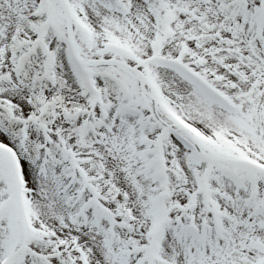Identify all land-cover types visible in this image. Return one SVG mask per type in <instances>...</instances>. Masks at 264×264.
<instances>
[{
	"label": "snow or ice",
	"instance_id": "6c2138e0",
	"mask_svg": "<svg viewBox=\"0 0 264 264\" xmlns=\"http://www.w3.org/2000/svg\"><path fill=\"white\" fill-rule=\"evenodd\" d=\"M0 264H264V0H0Z\"/></svg>",
	"mask_w": 264,
	"mask_h": 264
}]
</instances>
